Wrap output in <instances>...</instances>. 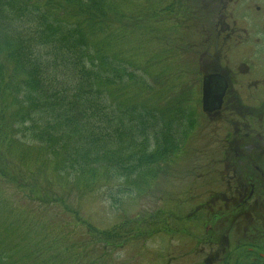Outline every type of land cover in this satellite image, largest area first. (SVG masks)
Here are the masks:
<instances>
[{
	"label": "trees",
	"instance_id": "obj_1",
	"mask_svg": "<svg viewBox=\"0 0 264 264\" xmlns=\"http://www.w3.org/2000/svg\"><path fill=\"white\" fill-rule=\"evenodd\" d=\"M124 2L129 7L133 2V9L125 10ZM168 3L166 14L185 11L188 2ZM145 7L142 0H0V93L1 86L9 91L14 107L10 122L0 97V131L8 123L21 127L45 168L44 175L38 167L33 173L20 157L18 163L4 158L0 182L26 190L37 204L61 205L84 227L83 234L49 230L37 240L31 235L43 224L33 230L23 227L22 240L30 236L29 248L24 247L32 258L28 264H107V250L112 246L114 252L125 241L123 223L97 228L69 208L56 188H49L53 178L63 177L56 182L61 191L75 190L83 197L111 179L132 185L143 177L141 167L173 149L170 116L163 114L167 121L161 125L157 112L143 100V93L153 92L158 81L157 75L149 76L151 69L167 61L162 54L169 50L147 51L141 64L136 57L141 44L129 53L121 49L132 36L140 42L158 36L151 22L158 16ZM95 248L101 254L93 255ZM3 249L0 264H25L24 258L9 257L7 244L0 245Z\"/></svg>",
	"mask_w": 264,
	"mask_h": 264
},
{
	"label": "rangeland",
	"instance_id": "obj_2",
	"mask_svg": "<svg viewBox=\"0 0 264 264\" xmlns=\"http://www.w3.org/2000/svg\"><path fill=\"white\" fill-rule=\"evenodd\" d=\"M149 1L142 0L147 5L145 10L150 15L154 12L158 16L156 22L151 21L158 36L152 40L145 36L148 41L142 42L132 36L121 49L129 53L137 43L141 44V49L136 52L141 64L147 59L148 52L160 53L164 48L169 50L162 54V57L167 56V61L151 69L149 76L157 75L159 81L155 83L153 92L143 93V100L157 112L160 124L167 121L166 117L171 112L169 120L173 126V149L169 154L157 156L141 167L145 171L143 177L137 178L132 185L129 181L111 179L82 197L75 190L61 191L57 183L63 181V177L56 176L53 179L57 183L52 182L49 188H56L55 194L63 198L69 208L76 210L97 228L116 227L123 223L120 227L126 232L122 233L125 241L114 252H111L112 246L107 250L110 256L107 264H239L247 256L243 250L250 251L248 255L255 258L259 251L264 253V243L256 239L251 242L249 222L256 216L264 220V205L259 207L258 204L252 210L251 202L249 207L236 212L232 222L213 225L210 229L212 233L206 232L210 227L208 217L201 216L203 214L200 212L195 221L191 217L180 218H185L199 202L211 198V191L222 187L214 173L217 171L216 162H210L212 169L209 167L205 171L206 158H213L217 154L214 151L215 142L208 143L207 140L214 135L216 137L219 131L215 130V125H208L201 113L197 84L204 69L210 63L217 62L220 54L225 52V44L229 49L225 56L230 65L250 57H237L240 44H256L261 50L264 45V0H186L185 11L177 9L171 14L164 12L170 0H157L156 4ZM122 4H125V10L133 9V2L130 7L127 2ZM223 5L225 9H222ZM223 16L228 26L236 21L237 27L245 28V31L238 32V42L231 36L225 39V44L222 41V36L227 35V31H220ZM176 18L181 20L178 22ZM176 23H180L177 27L180 31L175 28ZM147 80L152 84L150 77ZM1 88L0 97L6 104L2 103L1 109L5 106V115L9 116L11 122L14 115V107L10 105L11 93L5 91L3 86ZM110 99L113 101L112 97ZM6 126V130L0 131V160L7 158L10 162L18 163L20 157L25 169L35 173L38 167L44 175L45 168L39 161L42 157L37 158V150L32 151L29 134L11 123ZM160 145V141L157 142V146ZM150 149L152 147L147 151ZM48 171L51 172L52 168L49 167ZM43 182L46 183L45 180ZM25 191L18 192L11 185L0 182V245L7 244L9 257L24 258L22 261L28 264L32 258L24 247L29 248L26 241L30 236L22 240L20 229L23 227L24 231L26 227L33 230L38 223L45 226L31 235L34 240L41 239L49 230L57 234L71 231L73 236L77 229L78 234H83L84 227L76 225L73 216L61 205L37 204L36 199ZM193 194L194 199H191ZM256 210L258 215L252 217ZM214 211L210 209L208 212ZM173 217H177V220ZM50 239L51 236H48ZM31 244L34 245V241ZM237 245L243 249L239 250L240 253L235 251ZM3 251L5 249L0 253L5 254ZM92 254L99 255L101 252H96L95 248Z\"/></svg>",
	"mask_w": 264,
	"mask_h": 264
},
{
	"label": "flooded vegetation",
	"instance_id": "obj_3",
	"mask_svg": "<svg viewBox=\"0 0 264 264\" xmlns=\"http://www.w3.org/2000/svg\"><path fill=\"white\" fill-rule=\"evenodd\" d=\"M224 19L225 16L221 17L220 31H227V35L222 36V41L225 44L231 36L238 42V32L245 28L237 27L236 21L228 26ZM225 45V52L202 75L215 74L210 81L220 95L219 106L216 108V102H210L204 114L208 125H215L219 131L212 137L217 154L211 161L217 163V173L225 184L222 191L214 192L207 206L212 208L220 200L226 209L237 212L251 202L253 210L264 201V45L261 50L256 44L238 45L237 57H250L232 65L225 56L229 51Z\"/></svg>",
	"mask_w": 264,
	"mask_h": 264
},
{
	"label": "water",
	"instance_id": "obj_4",
	"mask_svg": "<svg viewBox=\"0 0 264 264\" xmlns=\"http://www.w3.org/2000/svg\"><path fill=\"white\" fill-rule=\"evenodd\" d=\"M207 82V83H206ZM210 86H209V82L208 81H205L204 82V88H203V92H204V95L207 97L208 94L210 93ZM207 94V95H206Z\"/></svg>",
	"mask_w": 264,
	"mask_h": 264
}]
</instances>
